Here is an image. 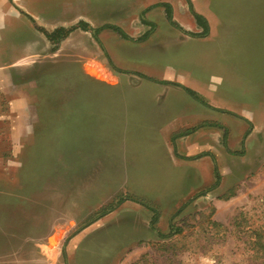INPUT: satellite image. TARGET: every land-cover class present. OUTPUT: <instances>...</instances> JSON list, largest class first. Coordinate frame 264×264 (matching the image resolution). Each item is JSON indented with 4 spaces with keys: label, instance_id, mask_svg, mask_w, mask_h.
Listing matches in <instances>:
<instances>
[{
    "label": "rangeland",
    "instance_id": "1",
    "mask_svg": "<svg viewBox=\"0 0 264 264\" xmlns=\"http://www.w3.org/2000/svg\"><path fill=\"white\" fill-rule=\"evenodd\" d=\"M24 1L0 38L2 60L25 63L10 71L18 90L0 81V264H41L47 249L65 261L119 198L155 208L162 234L119 264H264V0H203V37L187 33L201 30L187 0ZM6 2L0 24L21 8ZM59 24L76 27L56 43L37 29Z\"/></svg>",
    "mask_w": 264,
    "mask_h": 264
},
{
    "label": "crops",
    "instance_id": "2",
    "mask_svg": "<svg viewBox=\"0 0 264 264\" xmlns=\"http://www.w3.org/2000/svg\"><path fill=\"white\" fill-rule=\"evenodd\" d=\"M0 1L3 3L2 10H4L5 12L9 4L6 2V0ZM13 1H16V7H21L20 11L14 10V12L12 11V14L1 17L2 20L0 24V38L2 37L4 29L9 32L10 38H12L15 29L11 30V22L18 25L17 22L21 21V23H24V20L27 17V3L24 0V2L22 1L21 3L17 0ZM208 9L209 7L207 2L205 3L202 0L200 2V9H198L197 11L198 13L207 16L210 13ZM259 13L261 12H258V14ZM257 16L258 15L255 16V20H257ZM59 26L63 25L59 24L50 30H45L51 31ZM40 27L41 26H37V29H39ZM14 45L16 44L10 46L9 43L7 45L8 50H12ZM25 46L26 44L24 41L23 47L25 48ZM10 57L11 55L8 57L7 61H3L0 57V81H3L4 86L10 87L9 89L11 91L13 88L18 90V87H20L21 84L14 83L11 80L10 71L12 69H17L18 67L21 68V65L25 63L18 62L19 60L23 59L24 56L18 57L16 59H10ZM1 86H3L2 83H0V87ZM176 117L177 116L173 115V122H176ZM26 138L27 136H24V140ZM127 202L128 201H122L117 206L109 209L103 215L95 217V221H92L81 230V232L79 233V237H73V240L69 242V244L64 248L66 254L65 261L63 260V262H60V258L58 256L59 254H56L55 252V256H53V254L50 255V251L49 249H47V251L45 252L44 250H41L42 252L40 254L41 258L43 259V263L41 264H119L122 256L127 255L131 249L136 247V244H138V242H143L149 239L155 240L156 233L158 234V236H160L158 230H156L155 226L152 225L155 221H153V223L151 224L152 218L153 216H155L153 210H151L149 207L147 208V205L143 203H135L130 207V204ZM145 209H148L152 212L151 218L147 221L145 220ZM152 209L156 210L155 208ZM27 211L30 210L27 208ZM156 217H154L155 220ZM15 223L17 228L20 227V232H29V220L20 219L19 222L16 221ZM27 237L31 236L29 235ZM47 247L50 246L47 244ZM34 256L35 255L33 254L30 257H26L25 260L28 261L29 259V261H32Z\"/></svg>",
    "mask_w": 264,
    "mask_h": 264
},
{
    "label": "trees",
    "instance_id": "3",
    "mask_svg": "<svg viewBox=\"0 0 264 264\" xmlns=\"http://www.w3.org/2000/svg\"><path fill=\"white\" fill-rule=\"evenodd\" d=\"M187 3H188V9H189V12L191 13L194 21H195V24L197 26L200 27V31L198 32H192V31H188L187 33L191 36H195V37H203V36H206L207 33H208V30H209V25H208V22L206 20V18L196 12L193 7L191 6V3L189 0H187ZM158 5H161L164 7L165 9V15H166V19L168 20V22L172 25V26H175V27H180L172 18V13H171V6L169 3L167 2H160L158 3ZM77 26L85 29L86 28V23L83 22V21H79L77 23ZM76 27V26H74ZM73 26L71 27H64V26H59V27H56L54 28L53 30L51 31H46L44 30L43 28H39L43 33L44 35L47 37V39L50 41V42H53V43H56L58 42L60 39H62L63 37H65L73 28ZM103 27H107V28H110L111 30H113L114 32H116L120 37L122 38H127V34L119 27V26H116V25H113V24H105ZM99 30L96 29L94 31V33H96L97 31ZM148 32H146L144 35L140 36L139 38H136L135 40L136 41H142L144 39L147 38L148 36ZM160 83H163V84H177L175 82H172V81H169V80H161ZM183 89L191 96L193 97L194 99L202 102V103H205L197 94L194 90H191L187 87H183ZM222 127V126H221ZM225 137H226V129L223 127V138H222V143L225 145ZM231 153H234V154H238V155H241L244 153V147L242 146L239 150H235V151H231ZM215 176H216V180L215 182L210 186V188L200 192V193H197L196 195L198 194H203L205 191H208L209 189L211 188H214L216 185H218V180H219V174L218 172L216 171L215 169ZM124 199L126 198H119L113 205H109V207L107 206V208H102L100 209L99 212H97V214L95 215V217L99 216V215H103L104 213H106L109 209H111L112 207H115L117 206L120 202H122ZM129 199H133V200H136L135 198H132V197H129ZM137 201V200H136ZM153 212L155 213V216H153L152 218V222L151 224L153 223V221H155V218L156 217V210L152 209ZM179 211V210H178ZM94 217V218H95ZM173 232H175V229H173ZM160 236H162V234H160ZM257 244L262 248L264 247V242H259V240H257Z\"/></svg>",
    "mask_w": 264,
    "mask_h": 264
}]
</instances>
